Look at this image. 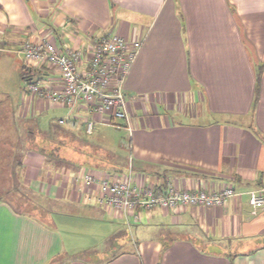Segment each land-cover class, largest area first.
Wrapping results in <instances>:
<instances>
[{"label":"crops","instance_id":"crops-1","mask_svg":"<svg viewBox=\"0 0 264 264\" xmlns=\"http://www.w3.org/2000/svg\"><path fill=\"white\" fill-rule=\"evenodd\" d=\"M115 33L141 40L124 80L133 128L123 170L94 136L116 120L26 92L36 73L61 86L50 65L21 74L27 38L80 47L85 63L91 37ZM183 94L207 121L168 117L188 114L175 105ZM15 112L37 134L12 126ZM0 147V264H264V206L252 214L249 202L264 198V0H0ZM90 170L235 194L216 207L143 210L128 225L81 183Z\"/></svg>","mask_w":264,"mask_h":264},{"label":"built area","instance_id":"built-area-1","mask_svg":"<svg viewBox=\"0 0 264 264\" xmlns=\"http://www.w3.org/2000/svg\"><path fill=\"white\" fill-rule=\"evenodd\" d=\"M91 40L92 48L85 63L86 52L84 54L80 47L58 48L49 38L23 40L20 49L28 68L35 70L43 64L50 65L60 72L61 80L59 88L40 84L39 80L28 81L26 92L60 107L82 104L95 115H102L108 122L121 120L131 134V112L123 88L141 40L128 39L118 33L91 37ZM58 122L63 124L67 120L59 119ZM92 127L93 121L88 120L86 132H90ZM80 177L84 187L95 186L98 205L121 214L128 225L130 215L137 218L143 210L154 207L173 210L180 206L216 207L225 205L228 198L235 194L229 186L215 192L180 188L171 179H166L163 186H138L131 182L130 173L111 179L108 174L99 175L90 170L83 172ZM249 202L252 214L264 206V198L258 193H253Z\"/></svg>","mask_w":264,"mask_h":264},{"label":"rangeland","instance_id":"rangeland-1","mask_svg":"<svg viewBox=\"0 0 264 264\" xmlns=\"http://www.w3.org/2000/svg\"><path fill=\"white\" fill-rule=\"evenodd\" d=\"M38 74H34L31 78V80L28 81H36L38 80ZM42 81V82H41ZM40 84H45L46 82L43 80H39ZM46 85V84H45ZM27 87V86H26ZM183 98V99H182ZM12 103L14 102V99L11 98ZM226 98H224L225 100ZM223 100V101H224ZM177 101V100H176ZM202 103V102H201ZM201 103L199 102V109H200V105ZM175 105L178 107H183L184 111H187L188 114L184 115V114H175L174 111H170L168 117L172 118V119H177V120H182L183 122H188V121H192L195 123H200V122H205L207 121V119L205 117L201 116V113L198 114V116L195 115H190L189 112H193L195 105L193 104V101L190 97V94H186V96L183 94V96L179 99L178 103L175 102ZM232 105L230 102H228V100H225V102H223V107L225 106V108H228V106ZM22 109H24V107H22ZM59 113V112H58ZM58 113H51V114H58ZM24 115V114H22ZM14 122H16L14 124V122L12 123V126L14 125H18L19 129L21 130H25L26 128L29 129V131H33L32 133L37 134V128L35 127V123H34V118L30 117H26L25 119H22V116L20 114V116H18V114L15 112L14 114ZM18 117V118H16ZM20 117V118H19ZM210 120V118L208 119ZM117 123L119 125H115L113 124L112 126H100L99 128L96 127L94 129L95 131V135L96 133H100L101 139H99L100 141H96L98 144H101L105 142V145L108 147V149H110L111 152H115L117 155H119L121 157V160L119 163V165L123 166V165H127V159L130 158L129 154H130V147L127 144L128 141V133L126 129H124L120 124L122 123L121 120H116ZM48 123V122H47ZM3 125V124H2ZM48 125V124H47ZM4 126V125H3ZM42 127V126H41ZM43 128V127H42ZM98 128V129H97ZM93 136V137H94ZM11 139L13 140V137L10 136ZM10 142V140L7 141V143ZM6 148H2L0 147V171L5 170L8 162H6L3 157V154L6 152ZM105 158H112V155H110L109 153L104 154ZM2 162V163H1ZM127 166H123L122 170L125 169ZM127 169V168H126ZM126 172V170H125ZM126 176V175H125ZM4 178V177H3ZM8 180L7 179H0V188H5L7 186ZM7 188V187H6ZM131 236V235H129ZM133 236H135V233L133 232Z\"/></svg>","mask_w":264,"mask_h":264},{"label":"trees","instance_id":"trees-1","mask_svg":"<svg viewBox=\"0 0 264 264\" xmlns=\"http://www.w3.org/2000/svg\"><path fill=\"white\" fill-rule=\"evenodd\" d=\"M31 72H32V70L30 69V68H28V66L24 63L23 64V66H22V72H21V74H22V79H24V80H28L29 78H30V76L32 75L31 74ZM113 122V121H112ZM119 159L118 157H115V159ZM17 163L15 164V167L20 163V162H18V161H16ZM14 179V181H15V179H18V177H15V178H13ZM12 189L11 190H13V189H15L16 188V185H12ZM16 190V189H15ZM14 191V190H13ZM7 192H9L8 190L7 191H5V194L7 193Z\"/></svg>","mask_w":264,"mask_h":264}]
</instances>
